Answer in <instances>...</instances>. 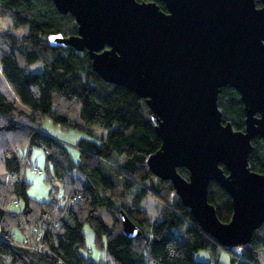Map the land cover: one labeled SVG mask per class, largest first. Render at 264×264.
I'll use <instances>...</instances> for the list:
<instances>
[{"label":"trees","instance_id":"16d2710c","mask_svg":"<svg viewBox=\"0 0 264 264\" xmlns=\"http://www.w3.org/2000/svg\"><path fill=\"white\" fill-rule=\"evenodd\" d=\"M137 1L166 10L162 0ZM255 2L261 6L260 0ZM0 17L12 22L11 29L0 31L1 74L25 107L0 90V264H220L193 257L198 250L217 248L230 253V264H264V223L249 243L224 247L199 227L172 184L149 170L147 159L160 149L161 139L145 100L103 81L86 50L51 43L54 36L77 34L69 13H59L51 0H0ZM21 26H27V33L14 34ZM37 63L42 70L30 71ZM218 107L224 121L243 130L244 107L236 90L221 87ZM46 117L91 137L74 144L77 159L65 143L40 130ZM251 144L248 166L264 174V139L254 138ZM32 147L44 153L48 201L27 194V168L43 173L29 162ZM113 154L122 159L111 162ZM177 171L188 177L185 168ZM208 201L220 221L230 220L231 198L215 181L209 183ZM99 208L110 214V224L102 220ZM120 210L140 229L139 237L123 234ZM85 224L95 245L105 249L97 262L84 254ZM35 229L41 233L42 250L21 242L34 241Z\"/></svg>","mask_w":264,"mask_h":264},{"label":"water","instance_id":"95a60500","mask_svg":"<svg viewBox=\"0 0 264 264\" xmlns=\"http://www.w3.org/2000/svg\"><path fill=\"white\" fill-rule=\"evenodd\" d=\"M69 13L77 34L55 46L87 51L93 71L145 100L161 147L149 170L169 181L196 223L224 247L250 242L264 223V174L248 166L251 140L264 139V0H51ZM230 86L244 107L235 130L218 107ZM220 164L224 165V173ZM185 168L188 177L177 169ZM215 181L228 193L232 215L222 222L208 201ZM122 232L140 229L119 211Z\"/></svg>","mask_w":264,"mask_h":264},{"label":"rangeland","instance_id":"374dc122","mask_svg":"<svg viewBox=\"0 0 264 264\" xmlns=\"http://www.w3.org/2000/svg\"><path fill=\"white\" fill-rule=\"evenodd\" d=\"M12 22L9 17H0V31L5 29H11ZM13 33L16 35H23L27 33V26H21L17 29L13 30ZM30 71L32 72H39L42 70V65L40 63L31 65ZM0 90L2 93L11 101H16L17 105L21 108H25L17 99L14 92L8 86L6 80L4 79L3 75L1 74L0 68ZM40 130L50 136H53L63 143H65L73 158L77 159V152L74 148V144L81 138H91L85 133L73 130V129H64L58 124H54L50 118H44L42 120ZM98 133L102 136H105L107 131L103 128H97ZM113 158H111V162L116 160V157H121L117 154H113ZM122 159V157H121ZM29 162L32 167H36L39 170H42V174L36 173L31 167H28L25 172L26 181L29 183L27 188V194L38 201H48L50 199L49 191H50V184L45 180V157L43 151L38 147H32ZM98 212L102 218V220L106 224L111 223V216L104 208H99ZM154 213V209H152V213ZM83 233L85 236V246L86 251L84 254H88L95 262L103 259L105 257V249H101L97 247L94 243V234L90 227L85 224L83 226ZM103 244L105 245V239H103ZM193 257L195 260H203L208 262H218L220 264H230V253L222 248L217 249H201L194 252ZM152 264V263H149Z\"/></svg>","mask_w":264,"mask_h":264},{"label":"built area","instance_id":"2783aa9c","mask_svg":"<svg viewBox=\"0 0 264 264\" xmlns=\"http://www.w3.org/2000/svg\"><path fill=\"white\" fill-rule=\"evenodd\" d=\"M63 198L61 197L60 200H62ZM14 204L17 205V201L15 200L14 201ZM34 232L36 233L35 236H34V241H31L30 239L28 238H24L22 239V244L24 246H27L29 248H32V249H36V250H42V243H41V233L36 231V229L34 230Z\"/></svg>","mask_w":264,"mask_h":264},{"label":"crops","instance_id":"0c3cea01","mask_svg":"<svg viewBox=\"0 0 264 264\" xmlns=\"http://www.w3.org/2000/svg\"><path fill=\"white\" fill-rule=\"evenodd\" d=\"M15 237H16L17 239H20V238L22 237V234H21L18 230H16V231H15Z\"/></svg>","mask_w":264,"mask_h":264}]
</instances>
